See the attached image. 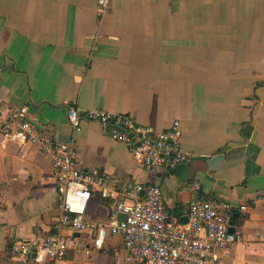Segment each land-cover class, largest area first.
<instances>
[{"label": "crops", "instance_id": "obj_1", "mask_svg": "<svg viewBox=\"0 0 264 264\" xmlns=\"http://www.w3.org/2000/svg\"><path fill=\"white\" fill-rule=\"evenodd\" d=\"M0 105L27 108L55 140L73 137L78 168L98 170L107 187H159L172 218L192 198L229 204L240 240L221 264H264V0H111L104 13L97 0H0ZM70 105L154 130L177 120L191 160L140 167L104 126L82 121L73 133ZM6 120L0 111V129ZM50 170L36 146L0 139V264H32L10 254L11 242L34 243L56 222ZM116 201L93 191L85 217L105 221ZM66 258L115 264L122 239Z\"/></svg>", "mask_w": 264, "mask_h": 264}, {"label": "built area", "instance_id": "obj_2", "mask_svg": "<svg viewBox=\"0 0 264 264\" xmlns=\"http://www.w3.org/2000/svg\"><path fill=\"white\" fill-rule=\"evenodd\" d=\"M110 4L111 0H97L102 13ZM0 111L7 113L0 139L36 146L51 163L50 174L58 195L59 214L51 231L34 243L13 240L9 251L14 258L27 259L32 264H68L66 257L71 247L89 256L103 248L106 238L119 236L123 258H117L115 264H221L220 252L240 240L239 234L230 231L231 216L224 212L230 208L229 204L212 196L192 198L188 201L187 221L182 223L168 214L159 187L133 183L111 189L98 170L78 168L73 137L68 141L55 140L31 122L25 107L0 105ZM66 117L73 133L80 130L82 121L104 126L113 141L127 147L140 167L170 169L191 160L182 148V131L177 120L166 129L154 130L136 127L124 114L100 109L80 114L74 105L68 106ZM97 189L102 197L117 200L105 221L85 217L86 206ZM118 214L126 218L119 219Z\"/></svg>", "mask_w": 264, "mask_h": 264}, {"label": "water", "instance_id": "obj_3", "mask_svg": "<svg viewBox=\"0 0 264 264\" xmlns=\"http://www.w3.org/2000/svg\"><path fill=\"white\" fill-rule=\"evenodd\" d=\"M118 218L124 220L126 218V216L123 215V214H118ZM179 219H180V221L182 223H186V221H187V217L186 216L185 217H180ZM230 231H232V228H230Z\"/></svg>", "mask_w": 264, "mask_h": 264}]
</instances>
